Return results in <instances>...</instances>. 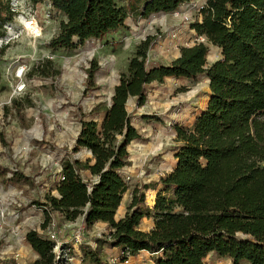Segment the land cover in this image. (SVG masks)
<instances>
[{"label":"trees","instance_id":"1","mask_svg":"<svg viewBox=\"0 0 264 264\" xmlns=\"http://www.w3.org/2000/svg\"><path fill=\"white\" fill-rule=\"evenodd\" d=\"M30 1L37 5L46 0ZM47 1L62 18L49 43L54 50L104 39L125 28L129 16L117 0ZM191 1L145 0L140 15L172 12ZM15 16L12 0H0V31ZM191 28L218 46L222 57L207 66L209 49L199 42L181 47L170 64L148 67L154 38L137 45L110 105L101 109L98 104L92 111L103 113L101 121L80 120L75 149H86L91 157L64 160L57 195L47 196L43 204L44 227L53 214L64 222L83 217L88 229L100 222L108 225L107 233L94 239L96 248L82 247L84 259L93 264H106L103 246L121 249L124 260L147 252L154 264H206L211 253L230 258L232 264H264V0H206ZM97 69L92 63L90 81ZM31 71L42 78L60 74V69L45 66ZM202 75L209 81L206 107L192 125L174 126L176 164L160 179L153 206L146 201L147 186L136 187L127 212L117 221L116 211L129 189L124 175L130 164L128 147L142 138L127 107L129 97L143 106L152 83ZM12 105L20 111L18 101ZM144 219L153 221L148 231L140 227ZM25 239L37 254L28 264H63L49 237L31 229Z\"/></svg>","mask_w":264,"mask_h":264},{"label":"rangeland","instance_id":"2","mask_svg":"<svg viewBox=\"0 0 264 264\" xmlns=\"http://www.w3.org/2000/svg\"><path fill=\"white\" fill-rule=\"evenodd\" d=\"M117 1L129 10L125 28L65 51L49 46L59 32L62 18L47 0L37 5L30 0H12L16 16L6 24L5 32L0 31V49H4L0 55V264H28L35 260L37 254L25 239L31 229L47 237L57 233L62 245L55 251L61 253L63 264H93L84 259L82 247L96 248L94 239L107 233V228L96 224L88 229L83 217L64 222L57 214L52 218L55 227L51 223L44 227L47 221L43 204L57 186L64 160L90 158L86 149H75L80 120L101 121L103 113L92 111L98 104L101 109L109 105L137 45L149 36L154 38L148 67L169 64L182 46L199 42L208 46L207 66L222 57L218 46L191 28L200 18V8L206 0H192L175 11L146 18L140 15L145 0ZM23 21L34 22L41 31L36 48L32 46L35 39L26 35ZM92 63L98 69L90 81ZM35 66H45L50 71L60 69V74L42 78L31 71ZM147 88L143 106H137L134 98L127 103L142 138L128 147L130 164L124 168V175L129 189L117 216L127 212L136 187L147 186L146 201L153 206L162 188L160 179L176 164L174 126L192 125L210 94L206 75L192 79L170 77ZM13 100L19 102V112L14 110ZM14 173L18 175L12 179ZM21 175L27 179L19 180ZM140 227L148 231L153 221L144 219ZM79 229L84 233L81 242L75 238ZM216 255L206 258V264H232L230 258ZM101 258L106 264H154L147 252L124 260L121 249L107 246L101 249Z\"/></svg>","mask_w":264,"mask_h":264},{"label":"bare ground","instance_id":"3","mask_svg":"<svg viewBox=\"0 0 264 264\" xmlns=\"http://www.w3.org/2000/svg\"><path fill=\"white\" fill-rule=\"evenodd\" d=\"M23 24H24L25 29H26L27 37L35 39L32 41V46L34 48H36V39L41 34V31L37 28V26L34 22L27 23L26 21H23Z\"/></svg>","mask_w":264,"mask_h":264},{"label":"built area","instance_id":"4","mask_svg":"<svg viewBox=\"0 0 264 264\" xmlns=\"http://www.w3.org/2000/svg\"><path fill=\"white\" fill-rule=\"evenodd\" d=\"M5 27H6V26H5ZM50 223L52 224V227H55V221H54V219H52V221H51ZM83 235H84V233L81 232V229H79V230L76 232V234H75V238H76L79 242H81L82 239H83ZM49 238L55 242V244H56L55 249H59V248H61L62 242L58 239L57 233H56L55 231L49 235ZM55 252L57 253L58 258H59L60 255H61V253H60V252H57V251H55Z\"/></svg>","mask_w":264,"mask_h":264},{"label":"crops","instance_id":"5","mask_svg":"<svg viewBox=\"0 0 264 264\" xmlns=\"http://www.w3.org/2000/svg\"><path fill=\"white\" fill-rule=\"evenodd\" d=\"M183 5H184V4H182L181 6H183ZM181 6H180V7H181ZM186 46H190V45H186ZM182 47H184V46H182ZM179 55H180V53H179ZM179 55H178V56H179ZM178 56H176L175 58H177ZM148 58H149V56H148ZM175 58H174V59H175ZM147 61H148V60H147ZM172 61H173V60H172ZM172 61H171V62H172ZM171 62H170V63H171ZM170 63H169V64H170ZM166 65H167V64H166ZM118 84H119V83H117L116 85H118ZM116 85H115V86H116ZM114 88H115V87H114ZM110 102H111V101H110ZM109 105H110V103H109ZM90 157H91V154H90ZM52 195H57V190H56V188H55V190L52 191ZM120 208H121V205H120V207L118 208V210L116 211V219H117V220H119V219H121V218L123 217L122 215H121V216H117V212L119 211ZM81 220H82V219H81ZM97 224H101V225L105 226V227L108 229V225H107L106 223L100 222V223H97ZM87 244H89V243H87ZM113 249H117V248H113ZM212 254H213V253L209 254L208 257H209L210 255H212ZM216 256H218V255H216ZM208 257H207V258H208ZM218 257H219V256H218ZM36 258H37V257H36ZM36 258H35V259H36ZM219 258H221V257H219ZM228 259H229V258H228ZM223 261H224V260H223ZM223 261H222V262H223ZM220 263H221V262H220ZM220 263H219V264H220Z\"/></svg>","mask_w":264,"mask_h":264},{"label":"water","instance_id":"6","mask_svg":"<svg viewBox=\"0 0 264 264\" xmlns=\"http://www.w3.org/2000/svg\"><path fill=\"white\" fill-rule=\"evenodd\" d=\"M132 100V97H129L127 103H129ZM116 218V217H115ZM117 220V219H116ZM118 221V220H117Z\"/></svg>","mask_w":264,"mask_h":264}]
</instances>
